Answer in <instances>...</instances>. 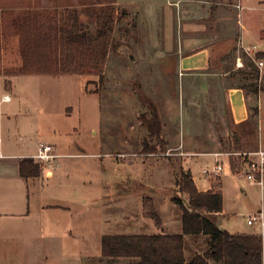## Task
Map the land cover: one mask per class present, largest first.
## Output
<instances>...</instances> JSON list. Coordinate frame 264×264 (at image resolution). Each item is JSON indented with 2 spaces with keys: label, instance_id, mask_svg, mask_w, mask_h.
<instances>
[{
  "label": "rangeland",
  "instance_id": "1",
  "mask_svg": "<svg viewBox=\"0 0 264 264\" xmlns=\"http://www.w3.org/2000/svg\"><path fill=\"white\" fill-rule=\"evenodd\" d=\"M78 1L87 3L91 0ZM163 1H117L114 5L112 37L119 42V49L109 52L103 69H86L83 74L48 73L28 81L11 77L16 86V100H20L24 106L18 111V118L28 125L30 123L28 132H32L34 137L43 136V139L58 136L50 138V142L55 145L57 143L60 151L86 153L80 158L75 156L62 159L66 160V165L57 169L66 177L69 174L70 184L84 182V189L79 190L78 197L81 195L86 204H80V207L74 205L73 221L78 231L80 221L77 210L80 208L85 213L84 222L89 231L77 243L84 253L93 251L100 255L98 233H102V240L106 233L140 231L134 222L130 226L126 225L128 223L121 217L123 211L120 208L127 207L138 217L140 206L147 196L154 199L164 223L169 227L173 223L172 219H175L176 226L181 208L174 207L170 192L181 165L186 169L191 167L198 176L200 187L205 183L212 185L210 179L201 175L202 171L210 175L217 173L221 177L224 209L219 224L222 228L231 233H261L257 224L250 225L247 220L260 209L264 210V192L246 177L242 163L232 169L230 162L237 159L232 156L229 159L225 155L217 159L211 155L186 157L183 161L173 160L172 166V160L161 152L142 153V143L149 132L138 118L147 110L138 92L141 90V93L156 99L158 87L171 88L175 84L174 77L157 75L156 53L160 54L159 49L162 48L157 42H161L165 36L176 38L181 33V19L176 15V7H169L173 10V16L161 18L158 6L163 5ZM261 6L256 8L261 18H249L245 22L247 45L257 38V28L264 27V5ZM81 18L84 22L92 23L93 20L86 13ZM167 23L171 28H165ZM165 66L169 71L173 70L174 62L167 61ZM3 84H8L6 79ZM261 84L264 85V80ZM177 109L180 115L181 109L178 106ZM217 160L223 168L216 172ZM115 162L119 164L115 165ZM218 178L213 177L215 180ZM138 184H142V187H135L128 194V206L123 204L124 199L117 200L119 186L132 187ZM72 191L69 192L70 197ZM0 224L8 225L6 230H2L3 236L0 238L4 241L0 244V264H50L46 259L51 257L50 249L46 247L48 241L41 236L43 233L37 227L40 220H32L28 234L23 232V236L18 235L22 231L20 229L25 227L22 220L6 219L1 220ZM190 238L187 239V257L193 250L203 253L206 249L205 241L198 236ZM15 244L19 245V250ZM73 249L77 250V246H73ZM79 262L76 259L69 264ZM84 264H88V258L84 259Z\"/></svg>",
  "mask_w": 264,
  "mask_h": 264
},
{
  "label": "crops",
  "instance_id": "2",
  "mask_svg": "<svg viewBox=\"0 0 264 264\" xmlns=\"http://www.w3.org/2000/svg\"><path fill=\"white\" fill-rule=\"evenodd\" d=\"M261 5H264V0H164L163 5L158 6L161 18L173 16V10L169 7H176V15L178 14L181 19L179 23L181 33L178 37L165 36L162 43L160 40L157 42L162 47L159 49L160 54L156 53L157 75L164 78L172 76L175 78V84L171 88L158 87V95L156 99L153 98L167 142L166 152L161 154L172 160V166L173 160L183 161L186 157L211 155L217 159L225 155L230 159L229 155L232 152L252 153L264 149V85L261 84L264 79L262 76L258 79L257 92L254 91V87L249 86L257 83L252 74L257 70L261 73L264 70L254 59L257 52L264 51V27L257 28V38L252 36L254 41L248 43L249 45L246 43L245 33L247 19L261 18V15L256 13V8L262 7ZM52 8L54 6L50 0H0V221L22 220L25 227L20 229L22 231H19L18 235L23 236V232L28 234L32 220H40L37 227L43 233L41 236L48 241L46 247L50 249L51 257L46 259L50 264L53 262L69 264L76 259L81 261L79 264L82 262L84 264L85 258H88V264H99L102 233H98L100 255L93 251L84 253L77 243L80 238L87 236L89 231L84 222L85 213L80 208L77 210L80 221L78 231L73 223L74 205L80 207V204H86L81 195L78 197L79 190L84 189V182L70 184L69 174L67 173L66 177V174H61V170H57L60 166L66 165V160L62 159L75 156L80 158L86 153H66L64 150L60 151L57 143L56 145L52 143L59 155L57 161L52 164L54 166L41 165L42 172L39 177H26L20 168L23 158L34 159L40 140L50 142V138L58 136L46 139H43V136L34 137L32 132H28L30 123L28 125L19 120L18 111L24 106L20 100H16V86L11 77H20L28 81L48 73H12L7 60H18L19 54L10 50L6 56L3 39L14 34L12 23L17 17L29 11ZM60 10L63 11L64 8ZM166 27L171 28L169 23ZM17 38H20V34ZM253 46L258 48L248 52ZM171 60L174 62V68L169 71L165 63ZM4 79L7 80V85L3 84ZM177 106L181 109L180 115ZM216 153L221 155L216 156ZM118 164L115 162V165ZM184 169L191 171L200 190L211 189L217 181L213 177H219L221 181L219 174L210 175L202 171L201 175L205 176V179H210L212 185L205 183L200 187L198 176L191 167ZM173 174L175 175V170ZM135 187L139 189L142 184L132 187L119 186L117 200L124 199L123 204L128 206L127 199L130 198L128 194L133 192ZM72 189L70 197L69 192ZM172 203L174 207L178 206ZM120 209L123 211L121 217L128 223L126 225L130 226L134 222L136 229L140 231L105 235L182 232L181 209L176 226L175 219H172L173 223H170L169 227L161 216L160 225L147 217L143 211V203L138 217L127 207L123 206ZM261 210L263 209L259 211ZM173 226L175 228L172 229ZM7 227L8 225L0 224V238L3 236L2 230H6ZM188 236L185 235L186 260L200 253L193 250L187 257V239H192L190 237L198 236L205 241V248L208 246L207 235ZM2 242L4 241L0 239V244ZM15 246L19 250V245ZM73 246H77V250L73 249ZM119 264L126 263L123 260Z\"/></svg>",
  "mask_w": 264,
  "mask_h": 264
},
{
  "label": "trees",
  "instance_id": "3",
  "mask_svg": "<svg viewBox=\"0 0 264 264\" xmlns=\"http://www.w3.org/2000/svg\"><path fill=\"white\" fill-rule=\"evenodd\" d=\"M50 1L54 8L29 11L13 21L14 34L4 37L3 48L6 56L12 50L18 52L19 58L7 60L9 70L15 74H83L86 69H103L109 52L119 49V42L112 37L114 5L118 0ZM84 13L91 16L92 23L82 20ZM254 59L264 61V51L257 52ZM261 76L264 79V70L252 74L257 83L249 86L256 92ZM138 93L147 108L138 117L149 132L142 143L143 152H166L167 142L157 105L141 90ZM237 164L231 160L232 169ZM20 168L26 177H39L42 172L41 164L30 157L21 160ZM170 200L182 210L181 233L107 234L102 238L99 264H119L123 260L126 264H264V243L260 234L231 233L220 226L219 217L224 209L220 179L211 189L200 190L191 171L180 167ZM143 211L157 225L161 224L152 197H144ZM199 234L208 236V246L203 253L186 260L185 235Z\"/></svg>",
  "mask_w": 264,
  "mask_h": 264
},
{
  "label": "built area",
  "instance_id": "4",
  "mask_svg": "<svg viewBox=\"0 0 264 264\" xmlns=\"http://www.w3.org/2000/svg\"><path fill=\"white\" fill-rule=\"evenodd\" d=\"M258 47L253 46L249 48L248 52L256 50ZM258 66L264 68V61L259 60ZM221 155L216 153V156ZM229 156H232L238 163H242V170L245 171L246 177L259 185L262 192H264V149H259L256 152H232ZM59 157L56 147L45 140H40L38 152L34 157V160L39 164H48L52 165L57 161ZM216 172L222 169V165L218 162L215 165ZM248 224L254 225L257 224L260 227V234L264 239V211L261 210L255 213L252 216L248 217ZM264 256V255H263Z\"/></svg>",
  "mask_w": 264,
  "mask_h": 264
}]
</instances>
